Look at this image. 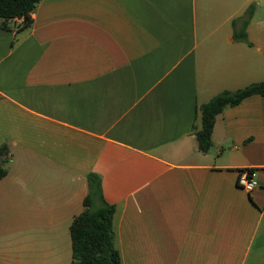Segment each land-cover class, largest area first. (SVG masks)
<instances>
[{
	"label": "crops",
	"instance_id": "obj_1",
	"mask_svg": "<svg viewBox=\"0 0 264 264\" xmlns=\"http://www.w3.org/2000/svg\"><path fill=\"white\" fill-rule=\"evenodd\" d=\"M31 17L0 19V264L72 263L90 173L123 264H264V96L223 111L210 152L194 133L198 107L264 81V0H42Z\"/></svg>",
	"mask_w": 264,
	"mask_h": 264
},
{
	"label": "trees",
	"instance_id": "obj_2",
	"mask_svg": "<svg viewBox=\"0 0 264 264\" xmlns=\"http://www.w3.org/2000/svg\"><path fill=\"white\" fill-rule=\"evenodd\" d=\"M41 2L42 0H0V19L4 20L6 27L9 21L24 19L22 28H28L33 23L31 15ZM255 9V6H251L246 11L243 27L235 32L236 40L249 43L246 27L252 20ZM254 95L264 96V81L240 90L225 91L197 108L196 120L199 118L200 126H194V133L198 149L202 153L206 154L212 149L214 128L223 111ZM9 156L8 147H1L0 180L8 174ZM87 179L89 192L84 200V210L70 226L71 264H123L115 245L116 208L105 199L101 176L90 173Z\"/></svg>",
	"mask_w": 264,
	"mask_h": 264
},
{
	"label": "built area",
	"instance_id": "obj_3",
	"mask_svg": "<svg viewBox=\"0 0 264 264\" xmlns=\"http://www.w3.org/2000/svg\"><path fill=\"white\" fill-rule=\"evenodd\" d=\"M238 186L248 194L255 191L259 186L256 178V173L252 169H245L240 171L238 177Z\"/></svg>",
	"mask_w": 264,
	"mask_h": 264
},
{
	"label": "rangeland",
	"instance_id": "obj_4",
	"mask_svg": "<svg viewBox=\"0 0 264 264\" xmlns=\"http://www.w3.org/2000/svg\"><path fill=\"white\" fill-rule=\"evenodd\" d=\"M18 236H19V238H18ZM17 238H18V242H19V244L22 245V244H23V236H20V235L11 236V237L8 238V240H9V241H12L11 243L13 244V243L17 240ZM13 247L15 248V246H13ZM15 250H16V249H15ZM16 251H17V250H16Z\"/></svg>",
	"mask_w": 264,
	"mask_h": 264
}]
</instances>
